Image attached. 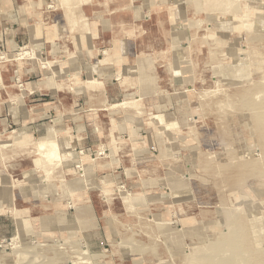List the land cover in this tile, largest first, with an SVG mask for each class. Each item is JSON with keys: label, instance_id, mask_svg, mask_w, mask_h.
Instances as JSON below:
<instances>
[{"label": "rangeland", "instance_id": "1", "mask_svg": "<svg viewBox=\"0 0 264 264\" xmlns=\"http://www.w3.org/2000/svg\"><path fill=\"white\" fill-rule=\"evenodd\" d=\"M48 1L47 25L55 26L62 15L73 32L86 27L81 11L88 0ZM176 3L187 15L174 23L168 50L149 54L151 68L143 63L119 71L124 84L138 81L153 100L123 101L139 130L135 141L141 148L130 151L137 187L103 183L98 191L110 209L108 245L92 250L76 233L17 235L0 238V264H264V0ZM22 60L59 77L71 75L68 68L61 71L66 65L60 60L33 46L13 54L0 46V67ZM89 81L98 84L91 75ZM51 137L36 144L45 162L34 166L50 186L67 172L59 163L66 136ZM125 137H118L123 151L132 148ZM5 139L20 147L33 141L18 132ZM52 144L57 160L47 154ZM107 149L79 154L106 157ZM76 168L81 176L68 169L74 187L94 188L86 182L88 166Z\"/></svg>", "mask_w": 264, "mask_h": 264}, {"label": "crops", "instance_id": "2", "mask_svg": "<svg viewBox=\"0 0 264 264\" xmlns=\"http://www.w3.org/2000/svg\"><path fill=\"white\" fill-rule=\"evenodd\" d=\"M176 1L88 0L81 11L86 27L73 32L62 15L55 26L46 24L48 0H0V46L5 52L33 46L48 59L60 60L61 67L66 65L63 73L67 68L71 72L59 77L27 60L0 67V238L76 233L92 250L108 245L113 231L105 217L110 209L104 207L98 191L103 183L137 187L132 184L137 177L131 173L134 156L130 151L141 148L135 141L139 130L131 118L134 113L122 105L132 98L153 100L151 92L142 94L138 81L124 84L119 71L123 68L128 73L129 66L143 63L151 68L149 54L168 50L174 42V23L187 15L175 6L180 4ZM40 19H44L42 26ZM63 36L71 38L69 43L61 41ZM90 75L98 84L89 81ZM17 99L24 101L19 107ZM10 132L26 134L33 141L15 146L5 139ZM54 132L67 139L59 150V163L67 172L64 180L50 186L34 166L45 162L36 144L52 138ZM122 134L132 148L123 151L118 138ZM100 147L109 148L106 157L79 154V150ZM80 163L88 166L86 182L94 188L74 187L69 171L80 175L76 170Z\"/></svg>", "mask_w": 264, "mask_h": 264}, {"label": "bare ground", "instance_id": "3", "mask_svg": "<svg viewBox=\"0 0 264 264\" xmlns=\"http://www.w3.org/2000/svg\"><path fill=\"white\" fill-rule=\"evenodd\" d=\"M247 107V106H246ZM260 119V118H258ZM258 121V120H257ZM50 157H54L56 160L58 159V152L56 151V144H52L50 146V150L47 153ZM205 164V163H204Z\"/></svg>", "mask_w": 264, "mask_h": 264}]
</instances>
